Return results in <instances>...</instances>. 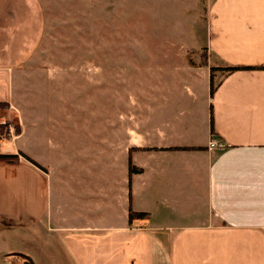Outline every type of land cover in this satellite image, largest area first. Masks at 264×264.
Segmentation results:
<instances>
[{"label": "crops", "instance_id": "1", "mask_svg": "<svg viewBox=\"0 0 264 264\" xmlns=\"http://www.w3.org/2000/svg\"><path fill=\"white\" fill-rule=\"evenodd\" d=\"M203 17L205 63L148 70L168 77L147 91L161 116L124 133L99 123L80 141L71 131L55 160L51 119L35 109L22 123L13 103V76L43 34L41 4L0 0V219L39 227L65 264H264V69H225L264 63V0H207Z\"/></svg>", "mask_w": 264, "mask_h": 264}, {"label": "rangeland", "instance_id": "2", "mask_svg": "<svg viewBox=\"0 0 264 264\" xmlns=\"http://www.w3.org/2000/svg\"><path fill=\"white\" fill-rule=\"evenodd\" d=\"M39 2L43 34L13 76V103L22 123H33L35 109L40 119H51L43 131L53 137L55 160L69 147L71 131L80 141L96 134L99 123L107 134L121 125L124 133L140 130L147 117L161 116L164 102L147 91L168 77L148 70L198 62L207 44V0ZM179 102L168 104L166 113ZM10 121L12 135L15 121ZM13 143L16 148V139ZM54 242L37 226L0 219V264H65ZM40 249L47 252L41 258Z\"/></svg>", "mask_w": 264, "mask_h": 264}, {"label": "trees", "instance_id": "3", "mask_svg": "<svg viewBox=\"0 0 264 264\" xmlns=\"http://www.w3.org/2000/svg\"><path fill=\"white\" fill-rule=\"evenodd\" d=\"M199 59H200V63H205V52L204 50H201V53L199 54ZM243 68H249V69H264V63H258V64H254V65H234V66H227L225 69L227 70H235V69H243ZM210 69H212V67H210ZM209 90L210 92H212L213 90V82L212 79L210 77V82H209ZM5 104L4 101H0V106H3ZM211 128V125H210ZM14 131H17V125H14L13 127ZM8 135V129L6 128L5 124L0 122V136H7ZM146 148V147H143ZM184 148H189V147H184ZM194 148V147H192ZM0 156H8L5 154H1ZM27 160H29L30 162H32L33 164H36L37 166H39L37 163H35L31 158H29L28 156H24ZM136 167H133L131 164L128 165V170H132L135 169ZM145 213L142 211H130L128 212V217L130 216H143Z\"/></svg>", "mask_w": 264, "mask_h": 264}, {"label": "built area", "instance_id": "4", "mask_svg": "<svg viewBox=\"0 0 264 264\" xmlns=\"http://www.w3.org/2000/svg\"><path fill=\"white\" fill-rule=\"evenodd\" d=\"M218 144H219V142L216 139L210 138L208 140L207 146L212 147V146H217Z\"/></svg>", "mask_w": 264, "mask_h": 264}]
</instances>
